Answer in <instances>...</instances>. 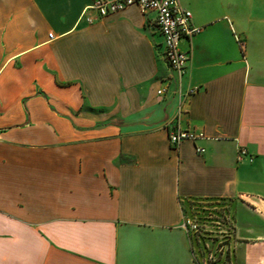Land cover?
Listing matches in <instances>:
<instances>
[{"label": "crops", "instance_id": "crops-1", "mask_svg": "<svg viewBox=\"0 0 264 264\" xmlns=\"http://www.w3.org/2000/svg\"><path fill=\"white\" fill-rule=\"evenodd\" d=\"M91 1L0 0V264H196L198 214L218 242L231 220L229 264H264V0H180V125L209 139L178 149L155 15L90 25Z\"/></svg>", "mask_w": 264, "mask_h": 264}, {"label": "built area", "instance_id": "built-area-1", "mask_svg": "<svg viewBox=\"0 0 264 264\" xmlns=\"http://www.w3.org/2000/svg\"><path fill=\"white\" fill-rule=\"evenodd\" d=\"M137 7L142 14L155 15L156 25L163 38L164 58L167 61L171 70L175 73L177 78V96L179 97L178 111H177V126L169 133V142L174 149H178L184 142L206 141L209 139L208 135L203 131L182 129L180 122L183 113L186 111V104L188 99L199 92L198 88L189 89L186 92L182 90V79L187 73L188 63L190 61L189 53H185L180 49V43L183 39H191L193 36L201 32V28L193 25V14L191 11L184 9L181 6L180 0H92L91 4L85 8L82 18L90 25L111 15H115L125 10ZM49 39L54 40L53 33L49 34ZM243 46L244 44L241 43ZM166 89H160L158 94L164 96ZM196 153L203 155L206 152L204 147L196 146ZM249 156L246 149H241L239 160ZM250 161L253 158L250 157ZM200 215V214H198ZM191 217L187 216L183 224V228L192 235H212V230L208 227L209 219L213 222L215 219L212 215L206 217ZM221 225H229L223 239L218 242L224 245L225 241L231 237L230 231L233 226L231 220L227 216L220 218ZM211 237V236H210ZM212 252L206 254L203 260H199L195 254L196 264H229L226 258L227 250L218 247ZM218 254V256H216ZM222 255L221 259H218Z\"/></svg>", "mask_w": 264, "mask_h": 264}, {"label": "rangeland", "instance_id": "rangeland-1", "mask_svg": "<svg viewBox=\"0 0 264 264\" xmlns=\"http://www.w3.org/2000/svg\"><path fill=\"white\" fill-rule=\"evenodd\" d=\"M210 215H212L213 216V214H210ZM202 236V243L203 244H201V242H200V245H201V250L205 253V254H207V252L208 253H212L216 248H217V243H218V241H220V240H216L214 237H210V236H204V235H201ZM222 246L223 245H219V247H218V251H219V249H222ZM216 256H218V254H216ZM222 258V255L218 258V259H221Z\"/></svg>", "mask_w": 264, "mask_h": 264}]
</instances>
